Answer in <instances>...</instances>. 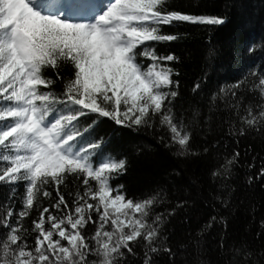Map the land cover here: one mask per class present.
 I'll return each mask as SVG.
<instances>
[{"label":"snow or ice","instance_id":"6c2138e0","mask_svg":"<svg viewBox=\"0 0 264 264\" xmlns=\"http://www.w3.org/2000/svg\"><path fill=\"white\" fill-rule=\"evenodd\" d=\"M186 22L222 25L225 18L173 10L169 0H0V184L10 189L0 213V264H132L139 249L142 264H155L161 252L175 256L163 233L187 201L157 212L167 202L163 188L128 198L111 183L126 171V159L105 154V139L93 133L102 117L129 128L158 126L161 142L184 157L201 155L192 148L196 131L212 132V117L221 111L220 139L204 154L227 139L239 144L250 131L264 134L260 66L212 93L207 117L198 107L188 116L174 111L180 81L173 77L180 73L170 62L180 58L160 55L153 45L181 39L163 28ZM200 90L198 81L192 91ZM92 115L97 119L81 127ZM239 159V150L220 155L210 171L213 198L226 207ZM258 176L264 178V165ZM70 181L69 200L61 186L68 189ZM215 222L213 216L196 239L179 246L193 248L194 264H209L201 259L200 237ZM220 222L227 227L224 217ZM219 248L222 264H264V250L246 242L226 245L222 236Z\"/></svg>","mask_w":264,"mask_h":264},{"label":"trees","instance_id":"16d2710c","mask_svg":"<svg viewBox=\"0 0 264 264\" xmlns=\"http://www.w3.org/2000/svg\"><path fill=\"white\" fill-rule=\"evenodd\" d=\"M169 4L173 10L187 14L225 18L222 25L186 22L178 27L164 26L165 33H179L181 39L153 45L160 55L172 53L180 58L179 62H170L180 73L173 77L180 81V95L174 101V111L188 116L198 107L207 117L208 98L212 93L241 80L249 66L264 68V0H169ZM248 48L252 51H247ZM210 51L214 54L210 55ZM144 62L151 63L150 60ZM198 81L201 82V90L194 94L192 89ZM244 87H250V84ZM55 88L60 91L61 84L58 82ZM223 115L221 111L212 117V132L197 129L192 148L201 153L198 157L180 156L175 147L168 146L167 139L161 142L160 137L164 133L158 126L155 129H136L117 125L111 118H99L93 133L95 139H105V154L127 161L126 171L112 179L113 187L122 185L125 195L136 200L151 195L154 190L165 189L167 202L158 207L157 212H163L165 207H174L178 200L187 201L184 208L169 217L163 233L169 236L168 246L175 256L170 258L168 253L161 252L154 256L155 264H194L193 248L185 250L179 246L196 239L197 233L213 216L217 217V222L204 230L200 237L202 260L209 264H222L219 248L222 236L226 245L246 242L257 251L264 250V235H257L264 232L261 227L264 220V178L258 176L260 167L264 165V134L250 131L238 138L239 144L227 139L218 151L212 149L209 154H204L203 147L220 139L217 124ZM95 119V115L82 118L81 127ZM234 150H239L240 159L231 180L233 194L226 207L213 198L217 194V185L210 171L220 155ZM250 176L254 177L251 183L248 182ZM73 188L71 181L68 189L61 186L66 199H71L67 191ZM49 190L53 191L52 188ZM9 194V187L0 184V213L4 212L3 206L8 202ZM44 206H47V201ZM18 210L17 207L15 211ZM220 217L225 218L226 228ZM32 218H35V213ZM30 224L31 220L26 218L25 226ZM92 231L94 229H89V234ZM138 251L137 258L130 257L132 264H142L143 249Z\"/></svg>","mask_w":264,"mask_h":264},{"label":"rangeland","instance_id":"374dc122","mask_svg":"<svg viewBox=\"0 0 264 264\" xmlns=\"http://www.w3.org/2000/svg\"><path fill=\"white\" fill-rule=\"evenodd\" d=\"M94 1H96V0H90V2H92V3H93Z\"/></svg>","mask_w":264,"mask_h":264}]
</instances>
